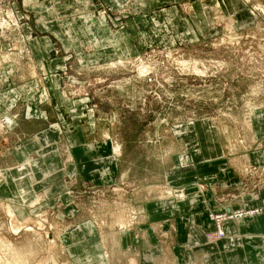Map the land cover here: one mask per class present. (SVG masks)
I'll list each match as a JSON object with an SVG mask.
<instances>
[{"label": "rangeland", "instance_id": "374dc122", "mask_svg": "<svg viewBox=\"0 0 264 264\" xmlns=\"http://www.w3.org/2000/svg\"><path fill=\"white\" fill-rule=\"evenodd\" d=\"M118 2L0 0V144L86 161L0 198V264H204L264 212V0Z\"/></svg>", "mask_w": 264, "mask_h": 264}, {"label": "crops", "instance_id": "0c3cea01", "mask_svg": "<svg viewBox=\"0 0 264 264\" xmlns=\"http://www.w3.org/2000/svg\"><path fill=\"white\" fill-rule=\"evenodd\" d=\"M111 1L113 4H119V0ZM71 33L69 32V36L73 39ZM191 33L195 34V30L192 29ZM52 131L49 126L44 132ZM33 138L38 141V136ZM60 145L68 150L66 160L58 150ZM84 146L85 144H0V165L3 164L0 166V172L4 173L3 180L0 181V198L12 203H19V198L26 193L33 198L37 196L36 188L40 186L35 188L37 181H52L53 188L65 186L66 176L70 179L71 165L86 162L79 158L78 152L76 153L77 149ZM26 159H29L27 163L31 165L28 177L24 176V170L29 169H18L19 164ZM27 179L30 180L29 191L24 183ZM46 190H51L50 185ZM228 210L227 208L226 211ZM228 221L224 225L225 236L219 242L207 245L205 257L202 258L203 254H193L192 258L200 256L204 264H264V212Z\"/></svg>", "mask_w": 264, "mask_h": 264}, {"label": "built area", "instance_id": "2783aa9c", "mask_svg": "<svg viewBox=\"0 0 264 264\" xmlns=\"http://www.w3.org/2000/svg\"><path fill=\"white\" fill-rule=\"evenodd\" d=\"M252 213H254V212H252ZM235 216L234 217H237V216H239V217H241V216H243L244 214H246L245 212H243V211H239V212H235ZM233 216V215H232Z\"/></svg>", "mask_w": 264, "mask_h": 264}, {"label": "bare ground", "instance_id": "6f19581e", "mask_svg": "<svg viewBox=\"0 0 264 264\" xmlns=\"http://www.w3.org/2000/svg\"><path fill=\"white\" fill-rule=\"evenodd\" d=\"M237 218H239V216H237ZM220 222H221V220H220ZM217 227H218L219 230L222 229V228L220 227V224H219V223L217 224Z\"/></svg>", "mask_w": 264, "mask_h": 264}]
</instances>
